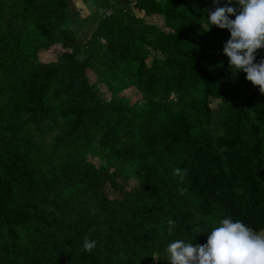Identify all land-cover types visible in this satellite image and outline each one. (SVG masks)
<instances>
[{"label": "trees", "instance_id": "16d2710c", "mask_svg": "<svg viewBox=\"0 0 264 264\" xmlns=\"http://www.w3.org/2000/svg\"><path fill=\"white\" fill-rule=\"evenodd\" d=\"M131 3L83 42L68 0H0V264H170L225 216L264 230V94L206 23L224 0Z\"/></svg>", "mask_w": 264, "mask_h": 264}, {"label": "clouds", "instance_id": "9594fccd", "mask_svg": "<svg viewBox=\"0 0 264 264\" xmlns=\"http://www.w3.org/2000/svg\"><path fill=\"white\" fill-rule=\"evenodd\" d=\"M206 23L228 30L222 52L230 68L243 71L245 79L264 94V57L257 60V50L264 48V0H224L222 5L206 10ZM173 171L182 174L180 168ZM167 224L171 230L174 221L169 219ZM198 232L206 233L202 244L184 239L167 243L164 251L170 264H264V233L239 219L225 216L210 230ZM95 244V240L85 237L82 248L91 251Z\"/></svg>", "mask_w": 264, "mask_h": 264}, {"label": "crops", "instance_id": "0c3cea01", "mask_svg": "<svg viewBox=\"0 0 264 264\" xmlns=\"http://www.w3.org/2000/svg\"><path fill=\"white\" fill-rule=\"evenodd\" d=\"M72 8L70 26L76 31L77 35L83 38V42L87 41L94 29L96 28L97 21L94 13H102L105 9H98L96 5L99 0H68ZM112 5V9L118 7L122 3L127 4L129 11H134L131 0L125 2L124 0H108ZM97 2V3H96ZM95 5V6H94ZM103 9V10H102ZM107 10V9H106Z\"/></svg>", "mask_w": 264, "mask_h": 264}, {"label": "rangeland", "instance_id": "374dc122", "mask_svg": "<svg viewBox=\"0 0 264 264\" xmlns=\"http://www.w3.org/2000/svg\"><path fill=\"white\" fill-rule=\"evenodd\" d=\"M125 2H128L129 0H124ZM103 4V0H99V7H98V9H100V6H103L102 5ZM95 6V5H94ZM97 6V5H96ZM108 7L105 9L104 7H102L103 9H105L102 13L104 14V15H108V14H110L111 12H112V5H110L109 4V1H108V5H107ZM102 9V10H103ZM95 14V13H94ZM99 14H100V11H99ZM78 36V38L81 40V41H84L83 40V38L81 37V36H79V35H77ZM57 51V50H56ZM54 57H55V51L54 50H52V51H48V52H46V53H43L42 55H41V58H42V60H52V59H54ZM128 94H129V97H130V99L132 98V101H134V100H136V99H138L139 97H140V94H138V92H136L135 90H129L128 91ZM102 155L100 154V152L97 150V151H94V152H91L90 153V160L92 161V162H94L96 165H100L101 164V162H102ZM131 182H134V180H131ZM261 233H264V230H262V231H260Z\"/></svg>", "mask_w": 264, "mask_h": 264}]
</instances>
